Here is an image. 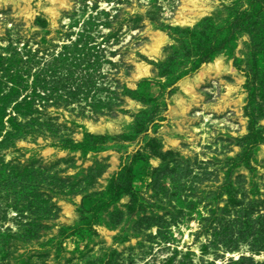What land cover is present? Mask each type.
<instances>
[{
	"label": "rangeland",
	"instance_id": "1",
	"mask_svg": "<svg viewBox=\"0 0 264 264\" xmlns=\"http://www.w3.org/2000/svg\"><path fill=\"white\" fill-rule=\"evenodd\" d=\"M190 1L0 0V264H264V0Z\"/></svg>",
	"mask_w": 264,
	"mask_h": 264
},
{
	"label": "bare ground",
	"instance_id": "2",
	"mask_svg": "<svg viewBox=\"0 0 264 264\" xmlns=\"http://www.w3.org/2000/svg\"><path fill=\"white\" fill-rule=\"evenodd\" d=\"M24 1H25L26 4L22 8H27V9H26V11H22V9H21V11L22 12H27V16L33 18L34 12L31 9V4H30L31 3V0L30 1L24 0ZM49 1L51 2V5L47 8V12H49L51 14V16L57 18L58 17V11H57V9H56V11L54 10L55 9V4H59V6H63V5H65V3H67V0H49ZM203 1L204 0H191L190 2L193 4L194 7H193V9H190L189 8L190 9V13H193L196 10H200V8L204 5L203 4ZM202 9L203 8H201V10ZM200 13H201L200 11H196V14L197 15L200 14ZM194 17L195 16H193V15L192 16H189L188 15L187 17H184L181 20V22L182 23H189V22L193 21ZM166 41H167L166 36H164L163 34H160V33H156L155 38H154V44L152 45V52H151V54L152 55L158 54L159 53V50H160V47L164 43H166ZM207 67H209V68H205V69H202L201 70V72L199 73V75L195 78V82L202 81L203 78L206 75L210 74L212 68H214L217 72L220 71L223 67L227 68L226 66H222V64L220 62H217L214 65H208ZM216 67H218V68H216ZM139 70H140V72L142 71L141 74L148 73V67H146L145 70H142L140 68H139ZM184 83L186 85V88L185 89L188 91V93L191 94V95H193L196 98V96L194 95V86H193V84L189 80L184 81ZM188 108L189 107L184 106V112ZM89 128L92 129V130L93 129H96L92 124H89ZM176 143H177V141H173V144H176ZM50 151H51L50 149H47V151L45 153L47 154ZM70 209L71 208H68V211L69 212H70ZM187 233L188 232H186V237L184 239L185 242H187L189 240L188 239L189 238V235Z\"/></svg>",
	"mask_w": 264,
	"mask_h": 264
}]
</instances>
